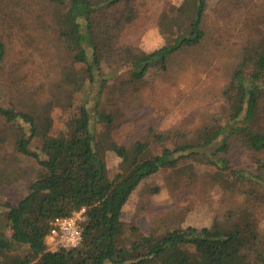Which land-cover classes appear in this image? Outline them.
Listing matches in <instances>:
<instances>
[{"label":"trees","instance_id":"1","mask_svg":"<svg viewBox=\"0 0 264 264\" xmlns=\"http://www.w3.org/2000/svg\"><path fill=\"white\" fill-rule=\"evenodd\" d=\"M136 1L0 0V85L5 91H0V119L28 126L30 134L16 140L15 148L40 168L28 183L26 196L16 204H4L0 264H264V231L242 221L232 227L214 222L164 233L153 229L128 247L119 246L125 230L122 208L130 195L146 178L176 170L185 160L202 159L218 174L264 188V17L258 39L248 38L240 45L220 108L192 136L180 130L155 134L151 125L123 144L108 130L114 123L108 107H91L90 97L73 104L80 81L96 88L94 101H102L107 90V96L111 93V80L123 77L118 95L111 96L114 101L129 90L137 92L136 85L150 73H165L180 52L204 41L203 24L212 0H184L179 10L187 17V33L150 52L121 45L122 32L139 17ZM220 1L234 11L250 4V0ZM28 60L38 66L43 62L47 71L39 69L36 86L16 91L14 81ZM55 110L64 125L58 133L52 132ZM105 126L107 130L96 131ZM169 135L181 141L150 154L151 140ZM34 138L39 141L36 150L31 148ZM236 148L251 162L247 170L232 165ZM107 152L118 161V173L112 176ZM213 178L222 180L217 174ZM83 207L88 220L81 224L80 245L48 251L44 242L49 222ZM3 220L10 236L2 230ZM17 248H24L22 256L14 255Z\"/></svg>","mask_w":264,"mask_h":264},{"label":"rangeland","instance_id":"2","mask_svg":"<svg viewBox=\"0 0 264 264\" xmlns=\"http://www.w3.org/2000/svg\"><path fill=\"white\" fill-rule=\"evenodd\" d=\"M183 1H136L140 8L139 17L122 32L120 44H130L150 52L187 33V17L179 10ZM217 2L211 1L204 20V41L180 52L168 71L150 73L142 83L136 85L139 86L137 92L129 90L125 96L114 98V101H110L111 96L118 95L116 90L121 86L123 77L111 80V93L107 96V90L102 101H94L98 91L96 88L91 89L87 80L80 81L73 104H81L90 97L91 107L94 104H99V108L108 107L107 111L114 116L113 126L108 130L116 141L123 144L132 140L137 132H145L151 125L155 134L163 130H180L194 135L210 114L220 108L223 101L221 93L238 64L240 45L248 38L258 39L263 25L264 0H250L249 6L242 11H234L225 1ZM224 13L229 15L225 17ZM162 14L164 17L160 20ZM256 43L254 45L258 47L260 44ZM65 62L70 63L68 58ZM37 63L31 60L23 63L18 80L14 81L16 91H25L39 83V69L47 71V68L43 62H40L41 66ZM80 66L75 65L77 68ZM247 72L245 66L244 73ZM1 87L0 91L5 94ZM138 96L139 101H136ZM52 116V132L58 133L64 126L63 121L57 110ZM104 130H107L106 126L97 127L96 131ZM29 134L28 126L21 121L5 123L0 119V214L3 219L6 214L4 204H16L26 196L28 183L40 172L33 160L22 156L15 148V141ZM180 141L174 135L163 140L152 139L150 154L171 148ZM38 145L39 141L34 138L31 148L36 150ZM104 156L111 176L117 174V159L108 152ZM231 162L234 167L241 165L246 170V164L251 163L237 148L231 153ZM214 174L222 180H215ZM263 195V187L233 180L228 173L218 174L202 159L185 160L176 170H161L146 178L130 195L122 208L121 220L125 230L119 246L128 247L130 242L153 229L164 233L179 226L209 227L214 222L232 227L242 221L264 231ZM2 230L10 236L4 220ZM23 249L17 248L13 251L14 255L22 256Z\"/></svg>","mask_w":264,"mask_h":264},{"label":"built area","instance_id":"3","mask_svg":"<svg viewBox=\"0 0 264 264\" xmlns=\"http://www.w3.org/2000/svg\"><path fill=\"white\" fill-rule=\"evenodd\" d=\"M88 220L86 208L67 217H55L49 222L44 245L48 251L76 248L82 241V223Z\"/></svg>","mask_w":264,"mask_h":264}]
</instances>
